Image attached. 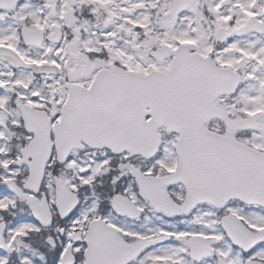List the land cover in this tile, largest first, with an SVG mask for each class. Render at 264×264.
Here are the masks:
<instances>
[{
  "label": "snow or ice",
  "instance_id": "6c2138e0",
  "mask_svg": "<svg viewBox=\"0 0 264 264\" xmlns=\"http://www.w3.org/2000/svg\"><path fill=\"white\" fill-rule=\"evenodd\" d=\"M0 264H264V0H0Z\"/></svg>",
  "mask_w": 264,
  "mask_h": 264
}]
</instances>
